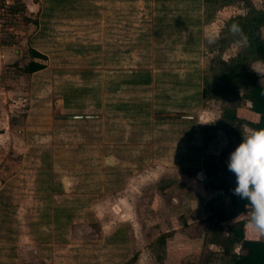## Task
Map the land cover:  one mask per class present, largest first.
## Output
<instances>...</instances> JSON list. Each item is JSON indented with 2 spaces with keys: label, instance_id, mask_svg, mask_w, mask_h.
<instances>
[{
  "label": "crops",
  "instance_id": "1",
  "mask_svg": "<svg viewBox=\"0 0 264 264\" xmlns=\"http://www.w3.org/2000/svg\"><path fill=\"white\" fill-rule=\"evenodd\" d=\"M169 1L151 0L147 4L151 11L150 34H161L163 44L171 45L176 38H166L165 32L171 37L177 28L180 33L174 37L185 41L187 49L176 59L199 60V52L191 49L199 48L201 39L189 34L185 24H202L199 17L193 18L192 8L198 6L200 13L204 0H174L181 9L174 13L167 7ZM110 24L109 19L108 30L103 32L107 35L103 44L108 41L109 65L102 73V112H75L78 92L72 83H65L56 102L60 114L54 120L61 128L77 122L93 125L83 134L86 139L71 132L65 140L72 151L70 163L65 162L69 158H60V144L54 140L47 146L44 142L45 147L35 155L38 164L34 166L19 171L0 164V171H10L4 180L0 178V264H125L129 260L143 264L150 258L151 244L167 231L166 227L172 230L167 239L168 252L175 249L171 245L196 247L201 242L200 233L192 227L200 226V220L206 217V198L193 180L204 177L203 120L192 114H174L201 99L202 75L198 68L155 65L161 58H170L171 54L161 48L152 52L149 66H140L141 60L138 62L132 52L135 48L124 52L128 46L137 45V34L136 39L129 36L128 40V33L118 24L120 36L116 42L110 39ZM165 24L172 25L171 29L164 31ZM43 26L40 23L33 34L38 40L40 34L48 32ZM184 30L188 32L183 34ZM113 60L119 64L111 65ZM125 61L132 63L125 65ZM148 89L150 96L145 95ZM32 115L30 110L22 120L21 131L11 137L26 143L25 148L19 152L9 148V156L32 155L30 138L24 132ZM165 122L170 126L165 128ZM95 125L102 129L96 131ZM162 126L163 132L159 133ZM175 128L187 130L177 148L168 142ZM55 133L64 139L61 131ZM79 161L87 163L84 170ZM157 162L162 163L161 170H156ZM63 165L67 167L64 171ZM174 167L175 173L170 174ZM67 170L75 174L71 176L73 181L64 175ZM143 170L148 180L140 178ZM196 220L199 223H194Z\"/></svg>",
  "mask_w": 264,
  "mask_h": 264
},
{
  "label": "rangeland",
  "instance_id": "2",
  "mask_svg": "<svg viewBox=\"0 0 264 264\" xmlns=\"http://www.w3.org/2000/svg\"><path fill=\"white\" fill-rule=\"evenodd\" d=\"M150 1L0 0V152L4 154L0 157L1 166L9 165L10 170L19 169V171L21 167L34 166L35 162H38L35 155L54 140L59 141L60 158L65 160L72 154L69 146L65 145L67 143L65 140L69 139L71 132L78 134L82 139L87 138V135L85 137L83 134L88 132V128L92 124L77 122L65 128L58 125L59 121L54 120L55 116L60 114L56 108V102L63 94L65 83H72L77 87L78 92L76 105L73 108L75 112H102L100 111L103 102L102 73L103 68L109 65L108 60H106L109 56L106 53L108 41L103 44L104 37L107 35L103 36V32L108 30L106 24L110 19V26H113L111 40L117 42V38L120 36L118 24H121V28H119L121 31L128 33L126 37L124 34L128 40L137 34L136 38L139 39H137V45L130 46V48L128 46V50L124 49V52L128 53L130 49L135 48L132 52H135L139 58L138 62L141 60L140 66H149L151 64L149 58L152 52L161 48L164 53L171 54L170 58L175 57V59L169 58L166 61L165 58H161L162 60L155 61V65L166 67L169 64L172 68H198L202 75V90L205 89L207 95L203 96L201 93L200 100L195 101L190 108L183 112H176L174 115L192 114L201 118L204 133L202 143L206 145V152L203 156L220 157L223 155L222 164L230 172L231 178L234 174L248 175L244 170V164L254 141V133L248 126L242 125L243 141L236 142L233 136L225 131L222 118L224 116L223 109L228 106H232V113L242 119L257 118V115L250 110L249 103L240 97L242 88L251 80L249 76L246 77L244 74L241 75V81L238 80V77L229 81L225 74L230 73L226 69H231L233 66L238 69L244 68L248 74L255 76L253 78L255 82L264 85V62L255 58L251 48L253 37L264 40V21L256 13L257 11L264 13V0H204L200 13L198 6L192 8L194 10L193 18L199 17L202 21V24L198 22L185 24L189 27L187 28L189 34L198 35L201 39L199 48L192 46L191 49L192 52H199L200 59L196 61L176 59L180 53L187 49L185 41L180 37H174L177 34L179 36L180 31L177 28L171 37L167 36L165 32L166 38H176L171 45L163 44L165 39L162 40L161 34L158 36L154 32L153 35L150 34L151 11L147 5ZM178 3L171 0L167 7L173 13L177 12L181 10L177 6ZM35 20L36 23H34ZM40 23L48 32L40 34L38 40L33 34ZM171 27L172 25L165 24L162 28L167 31ZM188 30L182 31L183 34L187 33ZM138 32H142L143 35H139ZM157 43L160 45L158 46ZM32 46L44 52L46 65L39 72L23 73L20 69L29 60L28 49ZM113 47L110 46V48ZM128 63V61L124 62L125 65ZM115 64H119V61L113 60L111 62V65L114 66ZM145 93L149 96L152 94L149 89L145 90ZM30 110H32L33 115L24 132L30 138L29 148L34 156L31 155L27 158L23 155L9 156L6 153L7 149L14 148L16 152H19L25 148L26 143L23 144L22 140L18 141L11 137L21 131L22 120L26 118ZM39 113L40 116H38ZM168 126H170L169 123L165 122V128ZM94 129L99 131L102 127L95 125ZM56 131L62 132L63 140L58 135L54 136ZM158 131L162 133L163 126ZM185 133H187L186 129L175 128L172 139L168 142H173L177 148ZM41 141L43 142L41 143ZM79 142L83 141L80 140ZM65 162L69 164L70 158ZM77 164L84 170L87 163L85 161L80 163L79 161ZM161 164L160 162L155 163L156 170H161ZM64 165L61 168L62 171L67 168ZM90 166L89 163L88 168ZM176 168H170L174 171L169 173H175ZM192 170L196 172V169ZM67 171L64 172V175L68 180H72L71 176L75 174H72L70 170ZM186 171L191 172V169H186ZM9 172L1 169V180H4ZM145 172L146 170H143L140 178L148 180L146 179L148 177H145ZM81 175L80 172L79 176ZM193 180L196 181L194 182L197 184L196 186L202 188L207 200L208 189L204 185L205 174L203 179L194 177ZM203 206L205 209V204ZM205 215L207 216L206 213ZM194 223H199V220ZM200 224V226L192 227L198 231H192L200 233L201 247L199 246L201 242L196 247L192 244L171 245L175 246V249L170 248L169 252L158 249L151 253L148 256L150 258L143 264H181L185 261H197L207 246L215 250L211 264H230L228 258L224 257L217 247L206 245L204 242L205 228L201 222ZM233 225L245 237L264 239V202H260L254 208L247 205L237 216L223 222V226L228 230L233 229ZM166 229V232L170 234L172 230L169 227ZM191 238L188 237V239ZM132 261L129 260L125 264H134Z\"/></svg>",
  "mask_w": 264,
  "mask_h": 264
},
{
  "label": "trees",
  "instance_id": "3",
  "mask_svg": "<svg viewBox=\"0 0 264 264\" xmlns=\"http://www.w3.org/2000/svg\"><path fill=\"white\" fill-rule=\"evenodd\" d=\"M261 20L264 21V13L257 11ZM262 15V16H261ZM37 21L35 20L34 23ZM254 56L257 60L264 62V40L253 37L251 44ZM29 60L20 69L23 73H33L45 67V54L29 47ZM240 67V65H237ZM233 66L226 73L230 81L242 76L250 77L251 81L242 88L240 97L249 103L250 110L257 115L256 119L240 118L232 113V106L224 107L223 127L230 133L236 142L243 141L242 125L248 126L254 133V141L250 147L244 169L248 171L247 176L234 174L222 164V156H204L203 170L205 174V186L208 196L205 203L207 216L200 222L204 225V242L206 245H214L221 254L228 258L230 264H264V239L257 237H245L235 225L233 229H227L223 222L237 216L244 207L249 205L256 207L264 202V85L255 82V76L248 74L244 68ZM206 96L207 91L202 90ZM254 176V177H253ZM226 197V198H225ZM169 232L161 233L151 244L150 251L166 250ZM155 247V249H154ZM215 250L209 246L201 253L197 261H185L181 264H211Z\"/></svg>",
  "mask_w": 264,
  "mask_h": 264
}]
</instances>
